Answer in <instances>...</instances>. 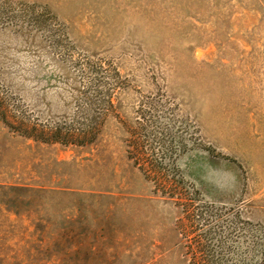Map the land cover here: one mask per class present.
<instances>
[{
	"label": "rangeland",
	"instance_id": "1",
	"mask_svg": "<svg viewBox=\"0 0 264 264\" xmlns=\"http://www.w3.org/2000/svg\"><path fill=\"white\" fill-rule=\"evenodd\" d=\"M0 101V264H264V0H0Z\"/></svg>",
	"mask_w": 264,
	"mask_h": 264
},
{
	"label": "trees",
	"instance_id": "2",
	"mask_svg": "<svg viewBox=\"0 0 264 264\" xmlns=\"http://www.w3.org/2000/svg\"><path fill=\"white\" fill-rule=\"evenodd\" d=\"M108 103H110V102H108ZM0 120H3V121H5V120H8V112H7V110H6V108L3 106V104H1V101H0ZM5 123V122H4ZM6 125H7V123H6ZM34 134L32 135V137L34 138V139H36V141H39V142H46V138H44V136H43V133L41 132V131H34L33 132ZM58 133V132H57ZM57 133H55L54 134V139L53 140H51V141H55V142H57V143H61V144H75V145H80V146H85L86 145V141H87V139H86V137L84 136V137H76V138H74V140H73V142H69L67 139L68 138H64V139H62L61 137H59L58 136V134ZM73 139V138H72Z\"/></svg>",
	"mask_w": 264,
	"mask_h": 264
}]
</instances>
